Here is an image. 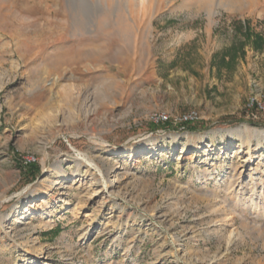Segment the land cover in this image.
<instances>
[{
    "label": "rangeland",
    "instance_id": "rangeland-1",
    "mask_svg": "<svg viewBox=\"0 0 264 264\" xmlns=\"http://www.w3.org/2000/svg\"><path fill=\"white\" fill-rule=\"evenodd\" d=\"M255 35L264 0H0V264H264Z\"/></svg>",
    "mask_w": 264,
    "mask_h": 264
},
{
    "label": "trees",
    "instance_id": "trees-1",
    "mask_svg": "<svg viewBox=\"0 0 264 264\" xmlns=\"http://www.w3.org/2000/svg\"><path fill=\"white\" fill-rule=\"evenodd\" d=\"M246 33H247L246 35L248 38L252 37L250 32H246ZM252 44H253L255 49H260L264 46V38L261 35H255V38H254ZM236 51H237V48L235 46H232V47L226 49L225 51H223L221 53H216L214 55L213 66L217 67L218 72H221V70L224 66H227V65L230 66L231 64H233L234 59L237 55ZM191 123L192 122L185 123L184 124L185 128L188 126H191ZM153 126H154V128H156L159 125L156 124ZM28 166L29 167H28L27 171H29L31 178L32 179L36 178L40 173V166L36 165L35 163H31Z\"/></svg>",
    "mask_w": 264,
    "mask_h": 264
},
{
    "label": "bare ground",
    "instance_id": "bare-ground-1",
    "mask_svg": "<svg viewBox=\"0 0 264 264\" xmlns=\"http://www.w3.org/2000/svg\"><path fill=\"white\" fill-rule=\"evenodd\" d=\"M184 149V148H183ZM249 158H247L245 161H244V163H248L249 162V159L250 158H252V153H250L249 152ZM60 173H62V172H60ZM252 180H253V183L252 184H254V181L255 180H257V178L256 177H252ZM112 181L110 180V183H111ZM236 183H238V181H237V178L235 177V175H233L232 177H231V180L226 184V186H225V190H226V192H227V194H230V195H232V197H238L239 196V192H237L236 190H235V188H234V186H235V184ZM252 193H254V194H256V195H254V194H252V196H250V198L248 199L249 200V205L254 209V210H256V209H258L259 208V206L261 205V206H264V188H263V191L261 192V196H257V191H255V188H253V190H252ZM256 199H255V198ZM260 197V198H259ZM218 204H222L220 201L218 202ZM230 207V206H229ZM229 207H227L228 208V210H231ZM220 208H223L221 205H217L216 206V209H215V211H218V210H220ZM214 211V212H215ZM223 215V214H222ZM231 218V217H230ZM230 218H228L227 217V215L224 213V217H223V219H221V220H219V222H221V223H227V222H229V220H230ZM218 222V221H217ZM235 238H236V236H235V232L233 231V232H231V234H230V236H229V240L230 241H233V240H235Z\"/></svg>",
    "mask_w": 264,
    "mask_h": 264
},
{
    "label": "built area",
    "instance_id": "built-area-1",
    "mask_svg": "<svg viewBox=\"0 0 264 264\" xmlns=\"http://www.w3.org/2000/svg\"><path fill=\"white\" fill-rule=\"evenodd\" d=\"M246 110L249 116L258 119L259 115L264 114V91L260 96H252L248 99L246 104ZM200 119L199 114L196 111H191L183 117L176 120V123L185 124ZM159 121H166L167 117L165 115L158 117Z\"/></svg>",
    "mask_w": 264,
    "mask_h": 264
},
{
    "label": "water",
    "instance_id": "water-1",
    "mask_svg": "<svg viewBox=\"0 0 264 264\" xmlns=\"http://www.w3.org/2000/svg\"><path fill=\"white\" fill-rule=\"evenodd\" d=\"M182 126L185 128L184 124H182Z\"/></svg>",
    "mask_w": 264,
    "mask_h": 264
}]
</instances>
